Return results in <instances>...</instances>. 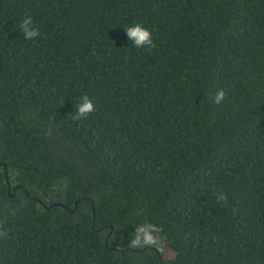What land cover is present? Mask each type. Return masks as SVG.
Instances as JSON below:
<instances>
[{
	"label": "trees",
	"instance_id": "obj_1",
	"mask_svg": "<svg viewBox=\"0 0 264 264\" xmlns=\"http://www.w3.org/2000/svg\"><path fill=\"white\" fill-rule=\"evenodd\" d=\"M0 264H264V0H0Z\"/></svg>",
	"mask_w": 264,
	"mask_h": 264
},
{
	"label": "clouds",
	"instance_id": "obj_2",
	"mask_svg": "<svg viewBox=\"0 0 264 264\" xmlns=\"http://www.w3.org/2000/svg\"><path fill=\"white\" fill-rule=\"evenodd\" d=\"M20 30L24 34L25 39H34L35 37L39 36V30L33 26L32 17L26 16L22 22L20 23ZM126 34L132 44L137 47H147V48H154L155 43L152 40V34L148 28L143 26L142 23H134L125 28ZM225 96L223 89L217 91L214 97L215 103H220ZM94 110V104L92 100L87 96L84 95L81 98V102L76 106V116L75 119H80L82 117L87 116ZM217 203L220 201H224L225 204L227 203V196L223 192L216 193Z\"/></svg>",
	"mask_w": 264,
	"mask_h": 264
},
{
	"label": "water",
	"instance_id": "obj_3",
	"mask_svg": "<svg viewBox=\"0 0 264 264\" xmlns=\"http://www.w3.org/2000/svg\"><path fill=\"white\" fill-rule=\"evenodd\" d=\"M4 166H5V168H6V176H7V180H8V170H7V165L4 164ZM8 182H9V180H8ZM9 184H10V183H9ZM9 186H10V188H11V184H10ZM13 189H14V191H15V190L17 189V186H14ZM27 194H29L28 191H27ZM12 195H14V194H12ZM37 200H38L43 206H45L46 208H51V207H53V206H62V207H64V208L70 210V212H75V211H76V209H77V203H78V201H76V205H75V207H74L73 209H69V207H68L66 204H63V203H52V204H50V205H46L42 200H39V199H37ZM147 247H151L152 249L156 250L158 254H160V250L158 249V247H156V246H147Z\"/></svg>",
	"mask_w": 264,
	"mask_h": 264
},
{
	"label": "rangeland",
	"instance_id": "obj_4",
	"mask_svg": "<svg viewBox=\"0 0 264 264\" xmlns=\"http://www.w3.org/2000/svg\"><path fill=\"white\" fill-rule=\"evenodd\" d=\"M150 243L153 244L156 247H160L161 246L160 239H154V240L150 241Z\"/></svg>",
	"mask_w": 264,
	"mask_h": 264
}]
</instances>
